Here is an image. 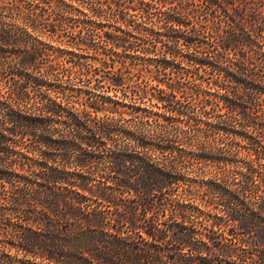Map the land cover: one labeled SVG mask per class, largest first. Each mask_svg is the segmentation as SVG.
Here are the masks:
<instances>
[{
	"label": "trees",
	"instance_id": "16d2710c",
	"mask_svg": "<svg viewBox=\"0 0 264 264\" xmlns=\"http://www.w3.org/2000/svg\"><path fill=\"white\" fill-rule=\"evenodd\" d=\"M0 264H264V0H0Z\"/></svg>",
	"mask_w": 264,
	"mask_h": 264
},
{
	"label": "rangeland",
	"instance_id": "374dc122",
	"mask_svg": "<svg viewBox=\"0 0 264 264\" xmlns=\"http://www.w3.org/2000/svg\"><path fill=\"white\" fill-rule=\"evenodd\" d=\"M102 28L105 29V30H108L110 28V25L108 23H105L104 26H102ZM136 61L137 62H140L139 65H142L143 60H136ZM109 75L112 76L113 75V72L110 71V74ZM142 106H145V105H142ZM146 107L150 109V107H148V106H146ZM151 109L153 111L157 110L156 108H153V107ZM123 110H125L126 112H129L130 108L124 107ZM126 117H128V115H126Z\"/></svg>",
	"mask_w": 264,
	"mask_h": 264
}]
</instances>
